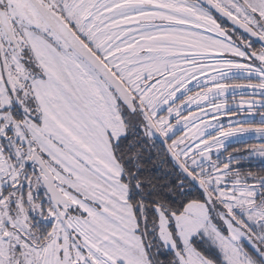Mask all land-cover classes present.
<instances>
[{"label": "snow or ice", "instance_id": "obj_1", "mask_svg": "<svg viewBox=\"0 0 264 264\" xmlns=\"http://www.w3.org/2000/svg\"><path fill=\"white\" fill-rule=\"evenodd\" d=\"M0 264H264V0H0Z\"/></svg>", "mask_w": 264, "mask_h": 264}]
</instances>
